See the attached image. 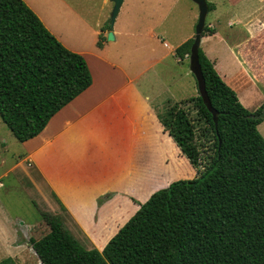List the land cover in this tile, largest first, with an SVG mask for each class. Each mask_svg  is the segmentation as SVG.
Returning <instances> with one entry per match:
<instances>
[{
	"label": "trees",
	"instance_id": "1",
	"mask_svg": "<svg viewBox=\"0 0 264 264\" xmlns=\"http://www.w3.org/2000/svg\"><path fill=\"white\" fill-rule=\"evenodd\" d=\"M213 32L204 24L201 34ZM192 42L176 46L175 55L186 57ZM198 62L209 106L198 92L157 110L195 175L153 191L100 250L83 247L56 215L40 211L47 231L27 242L41 264H264V138L257 128L264 103L244 107L201 47ZM91 81L84 56L24 0H0V118L18 141L38 134ZM170 156L177 177L190 174L181 156Z\"/></svg>",
	"mask_w": 264,
	"mask_h": 264
},
{
	"label": "crops",
	"instance_id": "2",
	"mask_svg": "<svg viewBox=\"0 0 264 264\" xmlns=\"http://www.w3.org/2000/svg\"><path fill=\"white\" fill-rule=\"evenodd\" d=\"M24 1L63 45L84 56L92 81L54 113L38 134L20 141L25 150L21 155L14 156L12 164L5 168L0 178L17 170L20 174H28L34 184L29 191H35V195L30 196L35 197L36 206L41 211L56 215L83 247L100 250L139 207V203L174 179L164 180L172 170L171 153L181 156L186 163L190 174L185 176H194L195 169L163 128L156 111L163 101L179 102L195 94L189 96L183 93L180 89L182 80L173 76H170V83L160 90L166 97L154 93L148 85L150 94L138 84L141 69L136 66L133 70L138 71L129 73L124 52L116 58L115 53H110L106 39L101 40L100 46L96 45L98 34L102 33L100 27L94 31L97 35L95 46H92L93 39L88 44L81 43L80 38L78 41L69 40L62 30L43 17L31 0ZM235 1L233 6L238 2ZM209 2L214 4V1ZM124 3L123 0L116 15ZM216 10L214 4L211 11ZM146 13L144 17L122 18L117 25L115 17L112 41L120 45L124 43L122 51L129 52L133 45L132 51L137 49L133 52L135 56H140L141 50L143 56H149L143 60L144 71L160 63L161 59L169 61L166 72L172 75L177 63L183 61L174 54L175 48L193 37L191 28L194 22L182 27L179 33L162 27L161 32L156 34L153 29L147 28L150 23L143 22L145 27L140 22L141 18L150 21ZM238 14L242 17L238 18ZM165 15L162 16L164 19ZM243 18L248 19L242 25L254 33L242 43L236 41L238 44L235 45L224 30L239 24ZM205 24L214 32L201 36L200 47L221 78L236 92L244 107H256L264 102V38L259 34L264 21L257 16L254 22L249 14L226 8L215 12ZM220 24L222 35H218L216 29L217 26L220 28ZM170 25L173 26L172 22ZM168 39L176 40L175 43H168ZM214 44H218L221 51L215 50ZM224 60L229 63L228 66L219 69ZM240 60L244 71L239 69ZM251 102L254 103L250 105ZM16 220L25 226L35 224L21 221L19 216H6L0 202V261L11 257L16 264H30L32 253L35 257L37 255L27 242L29 234L15 226Z\"/></svg>",
	"mask_w": 264,
	"mask_h": 264
},
{
	"label": "rangeland",
	"instance_id": "3",
	"mask_svg": "<svg viewBox=\"0 0 264 264\" xmlns=\"http://www.w3.org/2000/svg\"><path fill=\"white\" fill-rule=\"evenodd\" d=\"M31 1L34 5H36L44 18L47 17V19L51 23H53V25H55L58 30L63 31V35L66 36L67 39L78 41L77 39L80 38V40L82 39L81 43L86 44H88L89 42L91 43L93 39L94 43L92 46H95L97 35L94 34V31L96 29H99V27L102 29V36H104V38L102 39H106L104 32L109 29V15L113 6L112 0ZM211 1H214L213 3L217 6V10L215 12H221L224 9L229 8L230 10L234 9V12L249 14L250 19L254 22L257 16L262 22L264 21V0H236L235 3L237 1L238 2L236 3V5L234 4V6L232 4L233 0ZM124 2L125 3L123 7L119 11L118 15H116V25L122 18L126 20L129 19V17L131 18L133 16H135L136 18L137 15L143 16L147 14L146 12H148L150 21L148 22L145 18L143 20L141 18L140 22L144 26V23H150V26L145 27L153 29L156 34H159L161 32L162 27H164L167 31L179 33L182 27L184 28L191 21L194 22V26L193 28H191L192 31H194L195 24L198 18V6L192 0H124ZM214 4L211 10L214 9ZM211 10H208V12L206 13L204 23H207L215 15V12H212ZM163 14H166L165 19L162 17ZM255 14L256 17L254 18L253 16ZM241 17L242 14H238V18ZM248 18H243L239 22V24L227 27L226 30H224L225 34L229 36L233 44L237 43L236 41L238 40V43H242L243 41L248 39V37H252L254 31L252 32L248 27L242 25V22L246 21ZM171 22L173 26L170 25ZM116 25L114 23L113 26L116 27ZM171 26L173 27V29ZM219 26L221 29L218 26L216 27L217 34L222 35V25L220 24ZM259 30L261 38H264V26H262ZM129 40L131 41L132 38H130ZM174 40L168 39L167 42L171 41V43H175ZM204 42L205 40H203V43ZM106 44L107 46H109L110 53H115L116 58L121 52H124L123 54L124 56H126L124 60L129 64L128 70L130 74L136 73L139 69H141L138 84L143 90H148L150 94H152V92H150V88L148 87V85L151 87L154 93H159V95L166 97L164 93H160V90L164 88V85H168L170 83L172 76L182 80V82L180 83V89L183 93L189 96L193 94L196 95L198 93L196 78L189 68V54L183 58V61H181L183 63H177L172 75H168L166 70L168 69L170 64L169 61L166 60L164 62V59H161L160 63H155L152 67L144 71L146 66L143 63V60H145V57L149 56H143L144 52L142 53V50L139 54L140 56H135L136 54H133V52L137 49L132 51L133 45L130 47L128 52V50L122 51L125 45L124 43L123 45H120V43H118L117 41L111 40L106 42ZM211 44H213V42H211ZM214 48L217 51H221V47L218 44L217 46L216 44H214ZM228 64L229 63L225 60L221 61L218 68L222 69L224 65L228 66ZM136 66L138 67V70L135 69L134 71L133 68ZM240 68L241 71H244L242 60H240L239 69ZM185 73L187 74V76H185ZM151 82L152 84L150 85L149 83ZM168 101L172 100L163 101L158 110L164 108L167 105ZM253 103L254 102H251L250 105H252ZM263 103L264 102L261 101L256 107L246 106V108L249 111H253ZM193 113L194 110L190 109V115H192ZM257 128L259 133L264 138V119L258 124ZM24 150L25 146H22V143L12 135L10 129L2 122L0 118V174L6 171L5 168H8L9 165L12 164L14 156L17 157L21 155ZM195 173L196 172L194 170V175ZM175 177H177V173L175 164L172 161V170L169 171L168 174H166L164 180L170 178H174L173 180L178 179V177ZM181 178L189 177L185 176ZM30 180L31 179L29 178L28 174H25L24 172L20 174V170L10 172L8 173V175L1 177L0 181L2 182L3 186L0 187V202L3 205L6 216H19L21 221H24L26 223H35L34 225L32 224V226H25L23 225V223H20L19 220H16V223L14 224L26 234H29V236L33 235L37 237L44 234L47 231V228L40 220L41 209L36 206L37 203L35 197L33 198V196H30L35 195L33 194V192L35 193V191H29L32 190L34 186V184L30 182ZM64 226L68 228L65 224ZM68 230L72 233L70 228H68ZM73 236L78 240L75 235ZM82 244L85 245V243ZM26 257L28 256L26 255ZM30 264H41L39 259L35 257L33 253L32 258L30 259Z\"/></svg>",
	"mask_w": 264,
	"mask_h": 264
},
{
	"label": "water",
	"instance_id": "4",
	"mask_svg": "<svg viewBox=\"0 0 264 264\" xmlns=\"http://www.w3.org/2000/svg\"><path fill=\"white\" fill-rule=\"evenodd\" d=\"M122 1L123 0H112L113 6H112V9L109 15V30L106 32V35H105V38L108 41H111L114 39V36L112 33V27H113L116 14L119 10V7ZM192 1H194L198 6V18H197V22L194 28L193 42L190 46V51H189V68L196 78L199 94L202 96L204 101H206L209 106L208 99L206 98V95L204 92V80H203L199 62H198V48L200 47V39L202 36L201 32L205 24L204 19H205V15L208 10H207V5H206V0H192Z\"/></svg>",
	"mask_w": 264,
	"mask_h": 264
}]
</instances>
